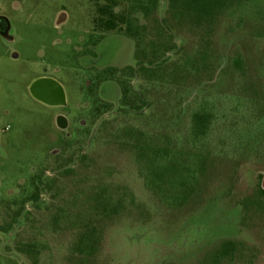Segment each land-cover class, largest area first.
<instances>
[{
    "label": "rangeland",
    "instance_id": "rangeland-1",
    "mask_svg": "<svg viewBox=\"0 0 264 264\" xmlns=\"http://www.w3.org/2000/svg\"><path fill=\"white\" fill-rule=\"evenodd\" d=\"M3 7L15 37H0V199L28 190L32 168L55 154L38 206L28 202L18 220L16 197L0 204V264H264V0H234L199 24L161 0L148 39L163 60L149 79L129 80L148 104L126 112L103 97L97 116L85 114L74 49L90 0ZM162 17L176 37L159 28ZM98 50L103 65L136 61L134 41L120 35ZM43 74L62 85L65 106L32 97ZM61 112L80 117L77 139L58 128ZM196 113L207 115L202 132Z\"/></svg>",
    "mask_w": 264,
    "mask_h": 264
},
{
    "label": "flooded vegetation",
    "instance_id": "flooded-vegetation-1",
    "mask_svg": "<svg viewBox=\"0 0 264 264\" xmlns=\"http://www.w3.org/2000/svg\"><path fill=\"white\" fill-rule=\"evenodd\" d=\"M27 1H30L32 5L38 2V0H11L8 4L0 2V37L2 39L13 41L15 37L12 33L11 17L5 12L6 10L3 5L10 6L12 10H16L20 8L21 3ZM167 1L171 9L178 7V1ZM90 2L92 7L87 11L88 27L83 30L84 34L79 38L80 43L74 48L78 56L79 62L77 61V63L81 64L85 72L81 87L86 97L89 99L84 105L87 107L85 114L90 111L94 116L100 115L102 110L107 108L105 105L107 103L102 100L103 97L108 100L118 97L119 102L123 103L124 106L119 109L120 111L139 112L143 110V107L136 108L130 105L143 104L146 106L148 102L145 93L141 91V89L136 88L134 83L129 80L138 79L139 75L144 79H149L151 68L157 66V63L163 60L162 57L159 61L158 59L155 60L153 64L149 63L151 51H154L152 50L151 41L148 39L150 17L159 8L161 0H90ZM120 12L123 13L122 16L118 15ZM142 19L146 22L142 21ZM65 20L66 13L60 10V13L56 17L55 27L60 28ZM156 22L159 28L163 29L167 34L169 33L176 37V33L172 30L170 22L166 17H162ZM166 25L169 26V28ZM108 35H120L134 41L136 54L134 65H103L100 62L102 56L99 53L98 47L102 40ZM15 56L16 54L13 53V57ZM39 78L53 79L59 83L55 78L46 74L40 75L37 79ZM114 85L118 88L117 95L113 94L115 90ZM30 87V94L36 100L49 106L66 105L65 92L62 85L64 102L59 103L61 101L60 96H53V104H48L36 98L32 94ZM52 90L48 82L47 86H42L39 89L43 94H51V92H53ZM79 118L71 121L65 112H61L56 116V124L67 138L75 137L77 139L80 135L82 125H84ZM92 134L93 131L91 130L89 141L91 140ZM68 142L69 141L63 142L61 145H67ZM54 154L53 147L49 150L46 161L41 164V166L32 168V173L28 177V180L22 184H29L28 190L21 192V188L17 187L18 189L16 188L8 191L9 197L7 199H0V204H7V202L8 204L10 202L14 203L15 199L13 198L16 197L18 199L19 206L14 212V216L16 214L18 215V220L28 211L26 204L30 202L31 206H38L42 200L43 192L48 191L50 184L53 183L54 178L53 175L49 174L48 163ZM82 157L83 151L78 155V158ZM9 227L10 224L3 227V230H8Z\"/></svg>",
    "mask_w": 264,
    "mask_h": 264
},
{
    "label": "trees",
    "instance_id": "trees-1",
    "mask_svg": "<svg viewBox=\"0 0 264 264\" xmlns=\"http://www.w3.org/2000/svg\"><path fill=\"white\" fill-rule=\"evenodd\" d=\"M178 1V7L172 8L173 15L188 16L195 19V23L199 24L202 21H209L211 18L219 12L225 6L231 4L234 0H172ZM122 16L123 13L118 14ZM157 51H151V59L149 63L153 64L156 58ZM130 106L139 108L140 105ZM207 123V115L196 113L193 117L192 129L197 132H202ZM259 191L264 194V189L259 185ZM17 215V214H16ZM18 216V215H17Z\"/></svg>",
    "mask_w": 264,
    "mask_h": 264
},
{
    "label": "water",
    "instance_id": "water-1",
    "mask_svg": "<svg viewBox=\"0 0 264 264\" xmlns=\"http://www.w3.org/2000/svg\"><path fill=\"white\" fill-rule=\"evenodd\" d=\"M47 82L50 83V85L53 89L52 90L53 92H51V94H43L39 91L40 87L47 86ZM30 90L36 98H38L39 100L46 102L48 104H53V101H52L53 96L54 97L60 96L61 101L59 103L64 102V93H63L62 87L59 83H57L53 79L39 78L32 83ZM261 186L264 189V175L262 178Z\"/></svg>",
    "mask_w": 264,
    "mask_h": 264
}]
</instances>
